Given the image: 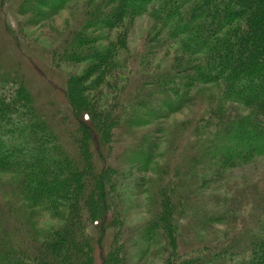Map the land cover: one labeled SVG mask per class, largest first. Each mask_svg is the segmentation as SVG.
Listing matches in <instances>:
<instances>
[{
    "label": "trees",
    "instance_id": "obj_1",
    "mask_svg": "<svg viewBox=\"0 0 264 264\" xmlns=\"http://www.w3.org/2000/svg\"><path fill=\"white\" fill-rule=\"evenodd\" d=\"M69 1L21 0L18 11L33 21ZM88 1L77 26L49 49L54 66L89 62L67 74L65 110L38 102L17 68L0 65V173L14 176L23 201L63 221L41 237L6 241L0 264H132L136 243L140 264L155 242L162 264H264V190L249 196L248 208L245 191L218 193L221 210L209 208L210 195L203 220L226 223L222 239L188 247L183 225L201 214L199 202L190 206L192 184L209 192L264 157V0ZM138 17L155 27L145 48L152 43L172 58L137 72L142 81L133 87L136 68L123 70L138 56L127 44ZM197 102L203 110L171 133L141 241L125 224L123 202L127 180L162 155L165 138L148 126Z\"/></svg>",
    "mask_w": 264,
    "mask_h": 264
},
{
    "label": "rangeland",
    "instance_id": "obj_2",
    "mask_svg": "<svg viewBox=\"0 0 264 264\" xmlns=\"http://www.w3.org/2000/svg\"><path fill=\"white\" fill-rule=\"evenodd\" d=\"M20 1L0 0V65L17 68L24 75L26 83L34 91L38 102L50 109L65 110L66 100L63 91L66 86V76L75 72H83L89 62L68 63L64 61L59 66H54L50 62L49 49L59 45L64 35L77 26L84 9L89 7V1L71 0L58 13L43 19L36 17L33 21L29 20L28 14L19 13ZM153 27L151 20L147 17H138L130 22L127 44H129L130 52H136L138 56L131 53L129 58L127 57V60L124 61L126 68L123 71L126 74L133 67L136 68L134 72L136 78L132 81L133 87L136 86V82L140 83L142 81L138 73H148V66L152 68L151 71L157 68L163 69L172 58V56H166L165 49L159 50L157 46L153 47L152 43L147 44L150 48H145L144 42L147 36L151 34ZM143 63H146V65ZM119 78L125 79L123 75H120ZM200 103L197 102L193 106H187L170 114L162 122L155 121L148 126L154 129L155 136L165 138V142L162 141V155L156 158V164L151 167V170L142 174L135 171L132 174L133 178L127 180L130 188H127L124 194L123 216L126 226L130 227L131 230H137V228L145 226L152 217L155 191L162 182L160 170L165 166L171 155V153L165 152L170 149V147L168 149V144L172 139L171 133L180 123L195 118L200 110H203V105ZM67 123L69 124V121ZM162 123L166 129L165 132H157V125ZM70 125L73 126L72 122H70ZM140 175H145V178ZM137 177L141 180V186L138 185ZM227 180V182H222L210 189L209 192L206 188H200V185L192 184L190 206L199 207L197 206L199 202L201 214L198 216V220L191 222V220H188L190 217H186L183 223L186 237L184 238L185 241H189L188 247L190 245L212 243L222 239L224 232L230 233L226 223L206 224L205 219L203 220V206L207 208L210 195L213 202L209 204V208L221 210L227 206L225 207L226 203L223 200L218 199V193H220L219 198L225 199L245 191L244 195H246L249 202L253 198L249 196L257 191L264 190V157L258 158L256 162L244 169L229 173ZM249 205L250 202L247 208ZM62 223V219L52 216L49 211L32 207L23 201L15 192L14 176L8 173H0V251L2 245L8 240L16 242L23 239V237L27 240H31L34 235L41 237ZM139 230L134 233V237H138L142 241L144 232L141 229ZM139 245L142 244H135L137 250ZM162 246L161 242L152 243L150 250L142 256L141 260L138 259L140 264H162L165 256ZM129 248L134 250L132 257L135 262L134 257L138 252L133 249L134 245ZM133 260H131L132 264H135ZM96 264H100L99 259H96Z\"/></svg>",
    "mask_w": 264,
    "mask_h": 264
}]
</instances>
